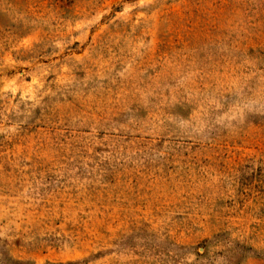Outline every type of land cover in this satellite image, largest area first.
Listing matches in <instances>:
<instances>
[{"label":"rangeland","instance_id":"obj_1","mask_svg":"<svg viewBox=\"0 0 264 264\" xmlns=\"http://www.w3.org/2000/svg\"><path fill=\"white\" fill-rule=\"evenodd\" d=\"M0 264H264V0H0Z\"/></svg>","mask_w":264,"mask_h":264}]
</instances>
